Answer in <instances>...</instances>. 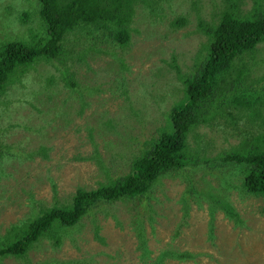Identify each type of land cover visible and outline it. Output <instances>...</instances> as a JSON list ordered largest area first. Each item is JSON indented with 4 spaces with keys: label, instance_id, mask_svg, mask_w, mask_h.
I'll use <instances>...</instances> for the list:
<instances>
[{
    "label": "rangeland",
    "instance_id": "obj_1",
    "mask_svg": "<svg viewBox=\"0 0 264 264\" xmlns=\"http://www.w3.org/2000/svg\"><path fill=\"white\" fill-rule=\"evenodd\" d=\"M254 1L147 0L139 6L146 8L139 10L143 20L132 25L133 43L123 52L109 43L110 38L104 42L103 29L99 37L90 38L83 32L85 25L64 42V61L38 62L18 77L0 103V247L12 228L21 227L42 208L70 200L80 187L96 188L126 172L138 153L171 131L169 111L187 99L184 76L193 66L195 72L208 54L203 26L217 23L235 2L240 13L249 12ZM170 2L182 5L171 10ZM36 4L37 0H0V18L10 7L35 12ZM178 18L185 23L169 25ZM30 26L38 28L32 20L0 27V42L31 38ZM257 48L246 55L243 75L236 69L221 80L223 95L218 99L227 96L230 102L216 113L219 120L216 115L208 120L215 126H194L188 133V152L199 157L194 160L200 166L163 173L152 191V211L136 198L100 203L96 213L63 233L59 245L54 241L58 234L45 235L26 258L10 255L0 264H144L134 224L142 218L149 264L169 248L196 253L194 260L180 264H264V199L249 195L242 184L246 164L218 160L225 150L243 153L248 145L262 144L264 43ZM62 67L80 83L78 92L66 85L57 70ZM51 75L57 77L55 86H48L43 77ZM239 77L245 86H253L240 92L245 98L224 92L229 81L235 84ZM79 93L84 94L83 102L74 97ZM245 99L257 105L248 108ZM191 186L194 194L188 192ZM211 198L223 201L214 204ZM224 203L240 214L241 223L226 217ZM97 224L104 242L95 236ZM53 231L64 229L56 226Z\"/></svg>",
    "mask_w": 264,
    "mask_h": 264
},
{
    "label": "trees",
    "instance_id": "obj_2",
    "mask_svg": "<svg viewBox=\"0 0 264 264\" xmlns=\"http://www.w3.org/2000/svg\"><path fill=\"white\" fill-rule=\"evenodd\" d=\"M175 1L171 0L174 3ZM171 2L169 3L171 10L182 5L181 2L177 3V6H172ZM142 3H147V0H37L35 12L34 9L23 11L25 6L19 10L16 7H10L9 14H3L4 16L0 18L1 29L10 28L12 23L26 25L31 20L38 28L34 30L35 28L29 27L31 38H8L0 42V103L9 86L18 77L25 76L29 70L35 68L34 65L38 62H52L53 59L64 61L66 58L64 42L78 27L82 28L86 25L83 32H87L90 38H95V34L99 37V29H103L104 42L110 38L109 43L123 52L133 43L132 25L135 22L141 23L143 20L139 10H146V8H139ZM137 14L139 17L135 21ZM148 15L151 14L148 13ZM171 20L169 25L174 27L185 23L184 18H178L174 22ZM203 28L208 36V54L196 65L195 72L193 66L190 75L188 76L187 73L184 76L187 99L184 104L174 107L169 113L172 130L164 131L152 146L147 147L141 154L138 153L126 172L111 176L96 188L80 187L70 200L42 208L21 227L12 228L4 246L0 247V261L10 255L26 258L33 244L45 235L53 237L58 234L54 241L59 245L63 239V233L77 226L82 219L96 213L100 203L136 198V200L141 199V207L146 211H152L151 190L162 173L184 167L195 169L200 166L194 160L199 157L188 152V133L201 122H208L211 117L220 112L219 109L228 108L229 97L218 99L223 95L221 80L226 79V75L232 74L236 69H239L240 75H243L246 70L241 66L249 61L246 55L249 52H257L258 45L264 43V0L254 1L253 9L245 13H240L239 2H235L229 10L223 11L217 23L205 25ZM42 33H44L43 36ZM120 58L124 62V58ZM121 59L120 63L123 64ZM235 59H242L243 64H236ZM57 70L61 72L66 85L74 93L78 92L80 83L74 81V75L68 73L63 67ZM43 77L48 86L57 84L56 75ZM229 82L224 92L228 95L240 94L241 98H245L246 94L240 92H247L253 87L245 86V82L242 84L241 77L236 78L237 87L235 86L237 83L234 84L233 80ZM83 95L79 93L74 97H81L79 100L83 102ZM243 104L248 108H254L257 105L246 99ZM262 144L248 145L247 151L243 153H222L218 160L221 159L225 163L246 164L242 184L245 185L248 193L264 199V135ZM187 176L189 178L190 173ZM193 187L191 186L188 190L191 194L195 193ZM211 199L214 200L211 201L214 204L223 201L219 198ZM223 205L221 206L225 208L226 217L232 219L235 224L241 223L242 218L234 207L227 203ZM262 214L264 215V206ZM151 216L150 213L148 220L152 218ZM144 223L143 218L134 222L138 241L137 249L140 251L141 262L149 264L151 251L147 247L145 228L142 227ZM56 226L64 231L54 232ZM212 229L213 227L211 231ZM95 236L104 242L100 236L98 224L95 226ZM195 254L188 250L169 248L163 251L152 264H172L170 260L180 264L194 260ZM162 256L164 259L161 260Z\"/></svg>",
    "mask_w": 264,
    "mask_h": 264
},
{
    "label": "clouds",
    "instance_id": "obj_3",
    "mask_svg": "<svg viewBox=\"0 0 264 264\" xmlns=\"http://www.w3.org/2000/svg\"><path fill=\"white\" fill-rule=\"evenodd\" d=\"M170 112V111H169ZM215 119H217V120H219V116L218 115H216L215 116ZM208 122H201V124L200 125H198V126H196V128H197V130H199L201 127H204V126H207V127H210V128H212L213 126H215V125H211V124H207ZM209 129V128H208ZM157 140V139H156ZM243 144H245L246 145V143L245 142H243ZM226 151H228V150H225V151H223L222 153H225ZM221 153V154H222ZM169 171H172V170H169ZM159 180V179H158ZM158 182V181H157ZM156 182V183H157ZM155 186V185H154ZM154 186H153V188H152V190L151 191H153V189H154ZM248 193V192H247ZM249 195H252V194H250V193H248ZM252 196H254V195H252Z\"/></svg>",
    "mask_w": 264,
    "mask_h": 264
},
{
    "label": "flooded vegetation",
    "instance_id": "obj_4",
    "mask_svg": "<svg viewBox=\"0 0 264 264\" xmlns=\"http://www.w3.org/2000/svg\"><path fill=\"white\" fill-rule=\"evenodd\" d=\"M163 174V173H162ZM162 174H161V176H162Z\"/></svg>",
    "mask_w": 264,
    "mask_h": 264
}]
</instances>
